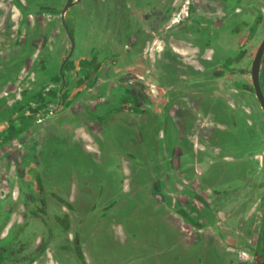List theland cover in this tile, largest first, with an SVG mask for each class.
Here are the masks:
<instances>
[{
  "label": "rangeland",
  "instance_id": "obj_1",
  "mask_svg": "<svg viewBox=\"0 0 264 264\" xmlns=\"http://www.w3.org/2000/svg\"><path fill=\"white\" fill-rule=\"evenodd\" d=\"M143 2L82 0L76 5L74 10L78 20L72 59L79 69L77 77L86 71L78 63L82 59L80 57L85 59V50L98 41L112 43L126 36V46H106V57L103 54L106 60L98 65L97 72L88 80L93 85L91 89L83 82L78 88L76 81L69 84L73 98L78 100L68 112L60 109L61 115L50 121L45 136H42V145L35 147L27 158L30 161H27L40 168L50 156L52 158V154L56 156L46 183L49 189H56L66 200L76 204L81 215L85 216V245L92 264H225L218 245H215L216 240L198 241L193 245L182 243L179 231L167 219L164 205L168 204L167 199L164 203L155 199V186L159 187V181L154 174L166 167L170 159V170L192 173L212 189L231 181H251L258 176V159L261 157H254L258 154L256 152H261V143L259 139L249 137L246 124L249 119L250 125L257 130L264 128V117L251 79L252 61L264 37V3L261 0H241L239 9L230 13L223 0H171L175 13L166 22L167 28L158 34L151 46L136 51L137 42L142 37L136 34ZM61 4L60 0L59 6ZM4 5V11L10 14L17 12L10 0H0V7ZM37 21L41 31L34 44L37 48L47 46L59 66L69 49L61 21L49 13L37 15ZM103 30L104 35L101 34ZM176 44L193 47L179 52L174 50ZM196 45L201 52V67L194 73L195 84L205 85L210 91L209 101L198 107L186 103L185 106L192 109L188 117L180 108L171 115L162 108L166 105L169 109L179 107L178 99L188 94L190 87L182 84L184 77L174 75H187L188 69L198 65ZM39 53L38 49L25 52V71L21 75L25 74L27 80L33 77L34 60ZM12 54L17 55L18 52ZM9 56L8 50L1 49L0 60L7 61ZM262 76L264 79V62ZM0 77H3L2 73ZM59 81L58 88L60 76ZM214 82L228 83L224 85L228 97L223 99L219 96V85ZM122 87L133 93L141 107H148L151 111L133 117L116 113L103 125L95 113L88 117L96 107L99 110L114 103ZM12 90L13 87L3 89L2 93ZM83 92L95 100L79 99L84 96L78 97V93ZM182 101L184 104L185 100ZM194 107L200 112L197 113ZM72 113L75 117L78 114L86 117L88 125L84 124L83 118L65 119ZM177 120L180 124L184 121V125L189 127L193 137L188 139L192 145L186 140L175 139L179 128ZM208 125L214 136L218 133L216 143L206 135L199 137L198 132L203 128L206 130ZM221 125L224 130L220 129ZM78 126L82 127L74 131ZM24 140L26 142L14 139L7 146L0 147V168H4L3 161H11L14 166L27 155L26 146L31 134H27ZM128 143L136 145L129 148ZM198 150L205 156L198 155ZM206 156L213 158L209 164H205ZM201 168L203 170L198 177L195 172ZM10 177L8 180L6 174L0 172V197L7 193L9 182L15 184L17 181L16 177ZM258 183L256 186L259 187ZM187 185L191 187V183ZM178 188H184L183 184L179 180L171 181L168 195L173 206L194 202L195 197L189 191L192 188L183 191ZM262 191L254 189L257 194L253 193L255 202L259 201ZM249 193L235 192L232 196L238 203L234 211L236 228L228 229L231 236L234 233L241 237L236 240L244 246L253 244L259 232V216L255 210L258 203L250 209L251 221L248 222L240 199ZM157 194L164 195L161 191ZM196 199L208 221L216 220L218 208L230 213L226 200L215 202V207L200 196ZM34 228H27V234L33 235L40 229L39 226ZM242 249L236 250L238 258L250 264L251 256ZM68 261L65 263L74 264L77 259L70 256Z\"/></svg>",
  "mask_w": 264,
  "mask_h": 264
},
{
  "label": "flooded vegetation",
  "instance_id": "obj_2",
  "mask_svg": "<svg viewBox=\"0 0 264 264\" xmlns=\"http://www.w3.org/2000/svg\"><path fill=\"white\" fill-rule=\"evenodd\" d=\"M10 1L17 12L10 14L4 11L6 5L0 7L2 9L0 10V51L1 49L8 50L10 54L7 61L0 60V74H3V77H0V146L14 140L37 123L43 121L50 123L58 115L60 109L73 106L78 98H73L69 84L72 85L76 81L75 86L78 88L79 84L83 82L88 84V89H91L93 85L89 84L88 80L91 74L97 72L98 65L106 60L104 59L106 57V46H126L124 42L126 36H122L112 43L98 41L93 47L85 50L83 53L87 55L85 59L80 57L82 59L78 63L83 65L86 71L77 77L79 69L73 63V54L61 70L65 56L58 66L53 53L47 49V46L42 47L41 45L37 48L34 44L36 36L41 31L37 15L49 13L61 21L64 33L67 36V46L70 48L71 41L62 24L61 17L62 10L69 0H61L62 4L60 6V0ZM223 1L230 13L238 10L241 4V0ZM261 1L264 3V0ZM170 2L171 0H144L141 6L140 24L137 27L138 34H136L137 36L141 34L142 37L137 42L139 46L135 47L136 51L151 46L158 34L167 28L166 22L170 15L175 13ZM77 4L71 6L66 12V19L73 35L77 28L76 21L78 18H76L77 15L74 10ZM7 7L9 6L7 5ZM12 29H14V32L11 31ZM11 33L12 38H10ZM26 34H28V37ZM101 34H105L104 30ZM196 47L199 51L197 63L201 65L199 62L201 52L197 45ZM33 49H38L40 55H37V59L34 60L36 63L32 69V79L27 80L25 74L21 75V72L25 71V52ZM11 52H18V54H12V56ZM263 62L264 54L260 69V83L264 93ZM59 76L61 85L58 88ZM233 86L236 87L235 84ZM12 87V91L2 93L3 89H11ZM235 91H237L236 88ZM84 94L85 92L78 93V97ZM258 103L264 117V108L259 100ZM167 107L166 105L162 109L169 113L170 109ZM100 109L101 112L97 114V118L102 125L117 112H150V108L141 107L133 93L125 87L120 89L114 103L112 102L108 107H101ZM249 121L248 119L246 124L249 137L253 140L259 139L261 143V152H256L258 154L254 157V159H258V155L261 157V159H258L260 161L258 176H255L251 181H231L217 185L214 187L213 192L218 195L231 193L232 197L235 192L250 191L249 194L240 199L244 205V213H246L248 222L251 221V216L248 215L250 209L258 203L255 210H257L259 216V232L253 244L246 243V246H244V244L236 241L234 250L224 259L225 264H249L248 261H241L236 254V250H240L242 247L244 248L242 250L251 256L250 264H264V175L260 176L264 172V128L259 131L257 127L251 126ZM218 150L217 153L220 152L219 148ZM27 160V157L23 158L21 167L16 169V173L20 178L19 197L14 199L10 191L0 197V264H66L65 261H68L70 256L77 259L74 264H89L85 251L83 229L85 216L81 215L76 204L71 203V200H66L56 189H49L46 183L51 175L50 168L55 162L56 156L52 154V158L50 156L48 161L44 162L40 168L34 167V164ZM202 170V168L201 170L198 169V174L201 175ZM24 176H27V179ZM257 183L259 187L256 186ZM242 184L248 186H242ZM225 185H228V187H224ZM254 189L263 190L258 202H255L253 196V193L257 195ZM232 198L234 202H237L236 198ZM186 213L188 218L184 217L197 224L194 216L188 211ZM35 226L40 227L39 231L33 233V235L31 233L27 234V228L35 229ZM60 255L61 257H59Z\"/></svg>",
  "mask_w": 264,
  "mask_h": 264
},
{
  "label": "crops",
  "instance_id": "obj_3",
  "mask_svg": "<svg viewBox=\"0 0 264 264\" xmlns=\"http://www.w3.org/2000/svg\"><path fill=\"white\" fill-rule=\"evenodd\" d=\"M180 28H182V27H180ZM176 45L177 46H174V50H179V52H185V51H187L188 48L193 47V46L188 47V45H186V44H176ZM192 45H194V44H192ZM170 58L171 57H168V59H170ZM168 62L170 63L171 61H168ZM200 67H201V65L192 66L191 69H188L187 75H174V76H183L184 80L182 81V84L185 85L186 87L189 86L190 89L188 90V94H186V96H184L182 99L181 98L178 99V100H180L179 107L175 106V107L170 108L169 113L171 115H175L174 114L176 112L175 110L177 108H180V109L185 111L184 115L186 117H188L189 115H191L190 111L192 109L189 106H185L186 103H188V105L189 104L195 105V106L197 105V107H198L199 104H203L204 102L209 101L208 96H209L210 91L205 88V85L196 86V84H195L196 80L194 78L196 76L194 75V73H196V71L199 70ZM214 84L219 85L218 86V88L220 90L219 96H221V98L224 99V98L228 97V95H226V93H225L226 88L224 87V85L225 84L228 85V83H226V82H219V83L214 82ZM208 85H211V84H208ZM234 90H235V88H234ZM83 96L84 97H80L79 99H82V100L87 99L88 101L95 100V99L91 98V96H87V94H84ZM183 99L185 100L184 104L182 101ZM187 100H188V102H187ZM213 103L214 102H212V104ZM197 107H194V109L197 110V113H199L200 111H199V108H197ZM69 110H70V107L65 109L64 111L68 112ZM96 110H98V107H96V109H93L92 111H90V114L88 115V117H90V115L94 114V113H95V116H97V114L99 112H101V109H99L98 111H96ZM150 111H151V109H150ZM60 112L61 111H59L58 115L55 116V119H57L58 116L61 115ZM117 113L125 114V115L131 116V117L135 116V114H147V113H126V112H117ZM66 116L67 117L65 119L83 118V119H85L84 124L85 125L87 124L86 117H84L82 115L78 114V116L75 117V114L72 113L70 116L69 115H66ZM131 117H129V118H131ZM177 123L179 124V128L177 131L178 135L175 137V139L178 138L180 141L186 140L189 142V145H192L188 139V138L193 137V135L191 136V134H190V131L188 129L189 127L187 125H184V121H183V123L180 124L177 120ZM48 124H49L48 121H43V122L37 123V124L33 125L32 127H30V129H28L25 133H23L22 135H19L17 138H15V139H21L23 142H26L24 140L25 136L27 134H29V135L31 134V140L27 143V146L25 145L27 147V152H26L27 155H25L23 158H25V157L29 158L32 154V151L35 149V147H40L42 145V136H45V131L47 130ZM89 124H90V122H89ZM78 127H75L74 131L77 132L80 129V127H82V126H78ZM209 127H210V125L207 126L206 130L204 128L201 129L198 132L199 137L206 135L210 139H213V141H214L213 143H216V141L219 140L218 133L217 134L215 133L216 135L214 136V133H212L209 130ZM76 128H78V129H76ZM40 129H41V133H40ZM220 129L224 130L225 128H223V126L221 125ZM11 141H13V140H11ZM11 141L1 145L0 147L7 146L8 144H10ZM135 145L136 144L128 143L127 147L133 148V147H135ZM177 147H178V145H177ZM194 153H196V152H194ZM197 154L198 155H201V154L204 155V153L202 151H199V150H198ZM23 158L21 160H19L17 163H15L14 166L11 165V161H3L2 165H4V168H0V172L2 171V174L5 173L8 180H10V178H11L10 176H12V178L16 177L17 181L15 182V184H14V182H12V183L9 182V184H8L9 188L7 191V192L10 191L12 193V196L14 197V199H16L15 197H17V198L19 197V189H20V178L16 173V171H17L16 169L17 168L19 169L21 167V164L23 162ZM209 158L213 159L210 156H209ZM211 159H208V157L206 156V160L204 159V161H206L205 164L206 163L209 164L208 161H210ZM179 161H180V159H179ZM130 162H132V161H130ZM167 164L168 165L166 167L163 166L161 168V170H157L158 172H156L154 174V178L158 179V181H159L158 185L160 187L159 188V187L155 186V191H156V195H155L156 198L155 199L159 203H164L167 199L166 202H168V204L164 203V205H165V208L167 209V219L170 221V224L173 227H175L176 230L179 231V236L181 237L182 243L184 245H193L194 243H197L198 241L216 240L215 245H218L221 256L224 259H226L227 256L232 252V250H234L236 241L239 238H241L239 235H235L234 233H233L234 236H231L230 231H228V229L236 228V218L234 219V217H235L234 211L236 208L235 204H238V203L234 202L232 199L230 200L231 193H225L223 195H218V194L214 195L213 194L214 188L212 189V188H209L207 185H204L199 180V178H196L192 173L190 174L189 172H183L181 170H176V171L170 170L169 169L170 159H169ZM14 168H15V171L13 170ZM195 173L199 177V174L197 173V171ZM175 180H179L180 183L183 184V186H184V188H178L179 190L182 189V191H183L187 188H192L189 191H191L193 197H195L194 198L195 203L194 202L190 203V201H187L185 204L182 203L179 206H173L171 204L168 193L171 192V190H170L171 181H175ZM187 182H189V183H187ZM190 183H191V187L189 185H187ZM154 185H155V183H154ZM159 191L163 192L164 195L159 196V194H157ZM170 196H171V194H170ZM198 196L202 197L204 202L207 201L210 203L211 206H215V207H217L215 205V202H218L219 200H222V201L226 200L225 205H226V208L230 211V213H228V212L225 213L224 210L218 208V209H216V214H217L216 220L211 221L212 220L211 219L210 221H208V218L206 217L205 212L200 211L201 207H198V205H197L198 200L196 198ZM180 208L185 209L192 216H194V219L196 220L197 224L189 221L184 216H182L178 212V210ZM223 216H225L224 219L222 218ZM236 238H237V240H236ZM85 251H86L88 263L92 264L91 258L89 257L88 250L86 247H85Z\"/></svg>",
  "mask_w": 264,
  "mask_h": 264
},
{
  "label": "water",
  "instance_id": "obj_4",
  "mask_svg": "<svg viewBox=\"0 0 264 264\" xmlns=\"http://www.w3.org/2000/svg\"><path fill=\"white\" fill-rule=\"evenodd\" d=\"M81 0H69L67 1V3L65 4L63 10H62V24L68 34V37L71 41V46L68 49V52L63 60V63L61 65V70L63 69L65 63L68 61V59L72 56V54L74 53L75 47H76V40L75 37L73 35V33L70 30V27L68 25L67 19H66V12L67 10L77 4L78 2H80ZM264 54V39L262 40L261 44L258 47V50L256 52L255 58L253 60L252 63V80H253V88L254 91L256 93V96L259 100V102L261 103V105L264 108V93L261 87V83H260V69H261V61H262V57Z\"/></svg>",
  "mask_w": 264,
  "mask_h": 264
},
{
  "label": "trees",
  "instance_id": "obj_5",
  "mask_svg": "<svg viewBox=\"0 0 264 264\" xmlns=\"http://www.w3.org/2000/svg\"><path fill=\"white\" fill-rule=\"evenodd\" d=\"M178 212H179L181 215H183V216H185V217L188 218V214L186 213V211H185L184 209H179Z\"/></svg>",
  "mask_w": 264,
  "mask_h": 264
}]
</instances>
